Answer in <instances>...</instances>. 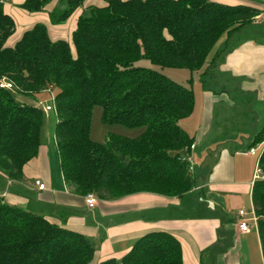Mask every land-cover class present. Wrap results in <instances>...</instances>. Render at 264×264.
<instances>
[{"label":"trees","instance_id":"16d2710c","mask_svg":"<svg viewBox=\"0 0 264 264\" xmlns=\"http://www.w3.org/2000/svg\"><path fill=\"white\" fill-rule=\"evenodd\" d=\"M101 1V7L88 0L19 5L27 13H45L51 26L63 25L80 10L71 33L74 55L68 42L50 38L43 23L8 46L16 27L0 2V82L12 86L0 87V173L23 180V168L38 155L44 125L34 95L57 90L53 140L62 180L74 195L94 193L103 201L136 193L180 198L197 187L182 160L193 139L179 127L192 113L193 94L140 63L198 71L222 36L241 33L261 10L213 0ZM219 62L218 56L211 68ZM94 106L101 108L105 125L145 131L134 139L109 135L102 144L93 142ZM261 143L264 126L251 136L248 149ZM257 168L264 175V148ZM251 204L264 263L262 179L252 185ZM94 251L86 237L0 197V264H89ZM98 264H182L181 249L170 234L151 232L120 261Z\"/></svg>","mask_w":264,"mask_h":264},{"label":"crops","instance_id":"0c3cea01","mask_svg":"<svg viewBox=\"0 0 264 264\" xmlns=\"http://www.w3.org/2000/svg\"><path fill=\"white\" fill-rule=\"evenodd\" d=\"M24 1L0 0L4 13L13 19L16 27L8 46L35 23L47 25L52 40L65 37L64 27L49 25L45 13L34 20L30 15L40 13L34 15L17 8ZM213 1L258 8L261 10L259 18L264 14V0ZM101 6L102 1L98 7ZM242 36L243 33L231 38L224 36L208 65L211 67L219 56L220 69L236 79L237 91L248 93L253 102L264 104V38ZM204 95L200 127L194 136L183 130L193 139L192 150L207 137L212 124V105L218 97L209 91ZM260 125H254L248 132V142L237 134L207 144L198 158L202 165L195 179L199 190L193 189L180 198L136 193L117 200H99L94 209H89L84 197L74 195L62 180L53 135L54 149L49 150L48 144L41 143L37 157L23 168L26 181L7 179L6 190L0 197L9 205L24 207L32 214L89 239L95 250L89 264L111 259L120 261L139 238L151 232L168 233L179 243L182 264H264L256 226L250 225L249 233H240L237 229L238 212H246V208L251 209L247 214L252 212L251 182L259 158L256 159L253 148V153L248 148L251 136L262 129ZM217 146L220 150L212 151ZM192 150L189 152L191 163ZM36 181L44 185L42 190L35 185ZM19 190H26L29 198L19 195ZM193 193L202 200L193 199Z\"/></svg>","mask_w":264,"mask_h":264},{"label":"rangeland","instance_id":"374dc122","mask_svg":"<svg viewBox=\"0 0 264 264\" xmlns=\"http://www.w3.org/2000/svg\"><path fill=\"white\" fill-rule=\"evenodd\" d=\"M101 0H88V5H100ZM19 8V7H17ZM80 10L74 12L66 22L61 25L64 27L66 33L64 34L62 40L68 42L72 54L74 55V49L71 42V32L75 27L76 20L80 14ZM44 13H40L38 16L30 15L34 20L39 18ZM34 15H36L34 13ZM262 19V20H261ZM34 22V21H33ZM258 24H257V23ZM20 32V28H18ZM17 33V32H16ZM242 38H255L262 40L264 38V14L260 18L257 16L253 19L251 24L247 26L243 32ZM224 36H222L216 45L214 46L212 52L208 55L206 63L198 71L190 72L187 69L181 68H166L160 69L158 67L152 66L147 61H142L140 66L144 68L155 69L167 77L170 81L179 84L187 89H190L193 94L194 106L192 113L189 117L183 119L179 122V127L186 131L189 136H194L195 130L200 127L201 124V111L203 108V100L205 92H215L218 96L212 105V124L208 131L205 140L197 145L196 149L192 150L191 154L194 159L191 163L192 165V177L196 179V174L202 169L200 160L198 159L200 154L206 149L205 146L211 142L222 141L225 138L235 136L240 134V137L246 142L248 139V132L253 130L254 125L256 127L260 125L262 128L264 124V104L260 102H253V98L248 96V93H239L236 87V79L232 78L230 73L224 72L220 69L222 61H220L216 67L209 68L208 63L211 62L215 51L218 49V45L224 41ZM12 42V41H10ZM227 46V43H226ZM220 60V59H219ZM57 90H48L34 95V101L38 108L43 111L44 114V125L40 134L41 143H46L49 145V150L54 149L53 141L51 136L53 135V129L55 126L54 110L46 112L44 107L49 106L54 109L53 97L55 96ZM256 114H255V113ZM260 120V121H259ZM258 122V123H257ZM262 122V123H261ZM145 131L144 127L138 128H127L121 125H105L101 121V108L99 106H94L91 110L90 118V140L96 143H104L109 135L127 137V138H137ZM248 144V143H247ZM221 147H214L212 151L216 152L220 150ZM242 148V147H241ZM247 145L244 147L246 150ZM264 148V143L257 144L253 149L258 159ZM211 152V150L209 151ZM184 155V154H183ZM53 155H51L52 157ZM190 156V155H189ZM202 156V154H201ZM186 157V154L183 156ZM54 159V157H52ZM257 170V181L261 179V174L256 166ZM6 178L0 173V194L6 190ZM26 181L23 178L22 181ZM14 185H19L14 182ZM21 186V185H20ZM26 186V185H25ZM17 187V186H15ZM9 191V190H8ZM10 192L13 193L12 188ZM17 192L22 197L26 198V190H19ZM16 192V193H17ZM31 192L27 191V194ZM193 199L202 200L197 193H193ZM29 198V197H28ZM99 200L96 201V205ZM86 204V203H85ZM96 207V206H95ZM94 207V208H95ZM25 210L24 207H20ZM93 208V209H94ZM247 211L251 209L246 208ZM188 212V210L186 211ZM190 212V211H189Z\"/></svg>","mask_w":264,"mask_h":264},{"label":"built area","instance_id":"2783aa9c","mask_svg":"<svg viewBox=\"0 0 264 264\" xmlns=\"http://www.w3.org/2000/svg\"><path fill=\"white\" fill-rule=\"evenodd\" d=\"M0 87L4 88V89H8V90L12 88L11 84L9 82L4 81V80H2L0 82ZM44 110L46 112H49V111H52L54 109L49 107V106H46V107H44ZM192 149H193V145L190 146V150H192ZM249 152L253 153V150L251 149ZM182 160H185L189 163V170L191 171L192 165H191V158L189 157V155L184 157ZM256 179H257V170L255 171V174L253 176L251 186L253 185V183L255 182ZM261 179L264 180V175H261ZM35 185L38 187L39 190H42L44 188V185L38 181L35 182ZM196 190H199V187H196ZM84 200H85L87 208L93 209L96 206V201L99 199L97 198V196L94 193H90L84 197ZM238 216L240 218V222L237 226V229L240 233H249L250 225L256 226V217H255L253 211L250 214H247L244 211H239Z\"/></svg>","mask_w":264,"mask_h":264}]
</instances>
